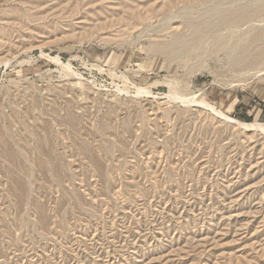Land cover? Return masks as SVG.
Returning <instances> with one entry per match:
<instances>
[{"label": "rangeland", "instance_id": "rangeland-1", "mask_svg": "<svg viewBox=\"0 0 264 264\" xmlns=\"http://www.w3.org/2000/svg\"><path fill=\"white\" fill-rule=\"evenodd\" d=\"M7 1L0 264H264V130L205 106L264 126V55L238 62L264 0H143L169 9L135 28L124 0Z\"/></svg>", "mask_w": 264, "mask_h": 264}, {"label": "bare ground", "instance_id": "bare-ground-1", "mask_svg": "<svg viewBox=\"0 0 264 264\" xmlns=\"http://www.w3.org/2000/svg\"><path fill=\"white\" fill-rule=\"evenodd\" d=\"M10 3L14 0H8ZM7 1V2H8ZM190 4L193 5L196 3V0H190ZM234 2V1H233ZM252 3V2H251ZM250 3V4H251ZM12 4V3H11ZM164 6L160 7H154L152 5H150V2H143V0H124V7L123 8V11H119L117 10L116 13H121L120 14V17H119V20L121 22V24L123 26H126V27H129V28H135L137 26H139L140 24L144 23L146 20H148L149 18L151 17H154V16H158V15H166L168 9H169V6H168V3L164 2L163 3ZM233 4V3H232ZM263 4V3H262ZM189 5V4H188ZM230 6V5H228ZM193 7V6H192ZM197 7V6H196ZM195 7V8H196ZM223 7V6H221ZM235 8V7H234ZM263 8V7H262ZM262 8L261 11L263 10ZM245 10V9H244ZM249 10V9H247ZM246 10V11H247ZM256 9L253 10V13ZM257 10H259L257 8ZM232 11V10H231ZM246 11H241L239 13H229V15H226L222 20L224 23H230V22H234L236 20H241V21H246L248 20V18L253 14L251 11L249 12H246ZM260 11V12H261ZM258 12V13H260ZM257 13V14H258ZM209 14V13H208ZM205 15V14H204ZM219 15H222V14H219ZM260 15V14H259ZM207 16V15H206ZM215 16V14H214ZM218 16V15H217ZM212 17V15H211ZM210 17V18H211ZM220 17V16H219ZM204 18V17H203ZM202 18V19H203ZM205 18H208V17H205ZM217 17L215 16V19ZM259 18V17H258ZM213 18V20H215ZM212 20V18L210 19ZM217 20V19H216ZM250 20V19H249ZM194 22V21H193ZM203 22V20H202ZM208 22V21H207ZM213 22V21H212ZM195 24V23H194ZM197 24V23H196ZM195 24V25H196ZM199 24V23H198ZM215 24V23H214ZM204 25V24H203ZM210 25V24H208ZM227 25V24H226ZM230 25V24H229ZM194 26V25H193ZM223 26V25H222ZM207 27V25H206ZM217 27V26H216ZM197 28V27H195ZM197 31V29H196ZM205 31V30H204ZM208 31V30H207ZM193 30H192V34H193ZM206 32V31H205ZM218 33V32H217ZM194 35V34H193ZM198 35V34H197ZM179 36V35H178ZM196 36V35H194ZM186 37V36H185ZM191 37V36H189ZM194 38V37H193ZM259 38V37H258ZM257 38V39H258ZM198 39V37H197ZM260 39V38H259ZM264 39V38H263ZM263 41V40H262ZM173 44H170V45H173L174 47L176 48H180V47H183V44L186 43V39L184 37H176L173 41ZM192 44V43H191ZM194 44V43H193ZM192 44V45H193ZM169 45V46H170ZM185 45V44H184ZM188 45V44H187ZM262 45V44H261ZM259 46V45H258ZM187 48V47H186ZM181 49V48H180ZM183 49V48H182ZM189 49V48H188ZM228 49V48H227ZM264 55V49H262L259 53H249V54H244L242 56L239 57L238 59V62L239 63H242V64H245V65H252L256 59L258 58H261L262 56ZM258 72V71H257ZM245 75V74H244ZM140 91V90H139ZM206 107L208 108H211V110L222 116V117H225L223 119H229L230 121H232L233 123L237 124V125H240L244 128H261L264 130V126H261L259 124H247V123H241V122H237L233 119H231L230 117H228L227 115H224L223 113L221 112H217L216 109H214L213 107H211L210 105L208 104H205ZM105 129V127H103ZM11 136V135H10ZM44 142L40 139L36 140L35 142V147L36 149H38V151H42L43 150V146H44ZM15 146V145H14ZM47 147H48V144H47ZM48 154L49 155H52L53 154V149L52 147H49L48 150H47ZM1 154L4 156V158L6 160H8L12 166V169L13 170H16L17 171V185H18V191L19 192H22L26 189V182H25V179H24V176L23 175H27L28 172H29V167L24 165L23 164V158L21 156V153L19 150H15L13 148H10V147H5L4 150L1 152ZM37 166L40 167V168H48L50 166V163H44L42 160L40 159H37ZM14 172V171H12ZM16 174V175H17Z\"/></svg>", "mask_w": 264, "mask_h": 264}]
</instances>
